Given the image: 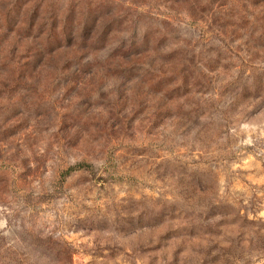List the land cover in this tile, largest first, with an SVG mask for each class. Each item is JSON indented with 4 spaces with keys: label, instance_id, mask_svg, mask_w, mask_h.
Listing matches in <instances>:
<instances>
[{
    "label": "rangeland",
    "instance_id": "374dc122",
    "mask_svg": "<svg viewBox=\"0 0 264 264\" xmlns=\"http://www.w3.org/2000/svg\"><path fill=\"white\" fill-rule=\"evenodd\" d=\"M0 0V264H264V0Z\"/></svg>",
    "mask_w": 264,
    "mask_h": 264
},
{
    "label": "trees",
    "instance_id": "16d2710c",
    "mask_svg": "<svg viewBox=\"0 0 264 264\" xmlns=\"http://www.w3.org/2000/svg\"><path fill=\"white\" fill-rule=\"evenodd\" d=\"M189 1H192V0H189ZM194 1H196L197 4H203L202 2H203L204 0H194Z\"/></svg>",
    "mask_w": 264,
    "mask_h": 264
}]
</instances>
